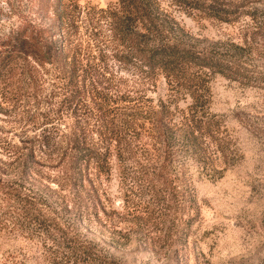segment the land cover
Wrapping results in <instances>:
<instances>
[{"label": "trees", "instance_id": "trees-1", "mask_svg": "<svg viewBox=\"0 0 264 264\" xmlns=\"http://www.w3.org/2000/svg\"><path fill=\"white\" fill-rule=\"evenodd\" d=\"M79 2L56 0L51 13L46 7L48 24L29 23L0 41V85L51 88L40 113L39 149L23 160L34 180L37 151L42 157L40 196L33 190L24 201L27 228L40 240L44 261L120 264L110 252L143 236L150 223L179 233V226L189 230L200 218L195 181L219 177L204 156L213 137L197 111L206 102L200 78L217 74L260 88L264 80L252 64L260 62L264 71V21L256 17L238 43L200 51L159 0H118L106 9ZM226 15L241 13L216 10L209 17L227 23ZM115 67L127 75L117 76ZM160 79L170 95L183 91L194 104L183 110L169 100L155 102L148 93ZM59 123L60 133L47 129ZM213 154L225 156V150L214 145Z\"/></svg>", "mask_w": 264, "mask_h": 264}, {"label": "rangeland", "instance_id": "rangeland-1", "mask_svg": "<svg viewBox=\"0 0 264 264\" xmlns=\"http://www.w3.org/2000/svg\"><path fill=\"white\" fill-rule=\"evenodd\" d=\"M117 1L79 3L106 9ZM159 2L161 10L190 35L191 45L200 51H210L215 44L238 43L256 17L264 21V0H187L184 5L174 0ZM54 5L56 0H0V41L29 23L45 26L52 17L46 7L50 6L51 13ZM216 10H236L241 16L226 15L230 22L225 23L209 17ZM252 65L254 75L264 80L261 63L253 60ZM115 73L127 75L120 70ZM201 81L204 89L200 95L206 102L197 111L213 137L205 141L208 150L204 156L219 177L196 179L201 216L192 228L179 226V233L175 229L166 233L158 222L150 223L143 236L122 242L110 252L120 264H264V84L249 87L217 74L202 76ZM154 89L148 95L155 102L169 100L183 110L194 104L183 91L170 95L164 79ZM50 90L47 84L31 89L26 82L9 80L0 85V264H48L42 257L40 240L27 228L25 206L29 205L24 201L33 190L40 196L42 157L37 151L34 164L38 175L34 180L24 172L23 160L32 147L39 149L37 141L44 128L40 113ZM58 125L47 129L60 133ZM214 145L223 148L225 156L214 155ZM110 191L118 206L121 200L116 181ZM182 216L180 210L177 217ZM96 237L100 248L108 250L105 238Z\"/></svg>", "mask_w": 264, "mask_h": 264}]
</instances>
